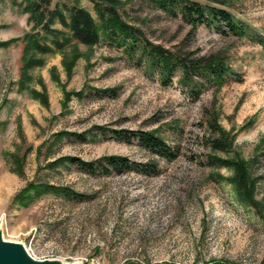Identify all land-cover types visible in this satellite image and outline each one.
Instances as JSON below:
<instances>
[{
    "label": "rangeland",
    "instance_id": "obj_1",
    "mask_svg": "<svg viewBox=\"0 0 264 264\" xmlns=\"http://www.w3.org/2000/svg\"><path fill=\"white\" fill-rule=\"evenodd\" d=\"M188 1L230 12L248 35L210 23L193 30L155 0H117L123 21L139 31L138 48L102 35L93 47L37 53L26 89L23 40L34 25L23 0H0V44L15 41L0 47L5 240L64 264H264V0ZM75 3L101 25L93 0H51L47 8L68 15L64 6ZM54 28L69 33L59 21ZM148 44L189 61L223 59L238 77L222 87L201 75L187 85L181 69L164 78ZM119 130L153 132L178 157L118 141ZM108 156L155 163L159 173L91 175L66 163ZM227 160L246 163L252 201L239 198Z\"/></svg>",
    "mask_w": 264,
    "mask_h": 264
},
{
    "label": "trees",
    "instance_id": "obj_2",
    "mask_svg": "<svg viewBox=\"0 0 264 264\" xmlns=\"http://www.w3.org/2000/svg\"><path fill=\"white\" fill-rule=\"evenodd\" d=\"M51 0H23V12L29 14V22L34 25V29L40 28V31L28 33L24 40L23 67L21 70V86L28 87L30 83L29 70L40 63H33L37 60L36 54H48L53 49L64 50L77 49L78 44H84L93 47L101 41L102 35L111 40L117 41L119 45H125L134 50L138 40L139 31L123 21L119 13V4L117 0H93L98 13L101 25L78 3L71 8L66 5L65 10L60 7L53 11L48 10ZM156 4L168 12L179 11L185 21H187L193 30L199 26L210 23L219 28L225 26L235 36L243 38L248 35L247 26L237 21L234 16L224 10L215 7L203 6L200 3L188 0H155ZM59 23L69 30V33L54 28ZM41 31L43 33H41ZM15 41L7 44H0V47L8 46ZM263 46L264 40L259 39ZM151 51L148 53L153 66H161L164 78H169L177 69L183 72V83L192 84L195 77L204 76L215 87H222L230 78H237L238 74L230 69L223 59L212 58L209 60L189 61L181 56L169 52L160 47L148 44ZM195 87V86H194ZM198 89H193L195 92ZM102 130V129H101ZM113 138L118 141L130 143L137 140L144 149L158 155L162 159L173 161L178 157V150L168 145L165 140L153 132L146 131H112ZM218 142L217 147H220ZM218 159L211 160V164H217ZM223 165L232 167L237 177L234 183L238 189L239 198L248 203L252 201L251 184L249 179L247 165L243 161H221ZM66 163L75 166L79 170L91 175H111L123 174L127 171H136L143 175H157L158 166L155 163H136L126 157L108 156L96 161H84L79 158L69 157ZM57 195L66 198L80 199L82 195L75 193L69 188L50 186ZM168 264V263H161ZM210 264H233L223 261H213Z\"/></svg>",
    "mask_w": 264,
    "mask_h": 264
},
{
    "label": "water",
    "instance_id": "obj_3",
    "mask_svg": "<svg viewBox=\"0 0 264 264\" xmlns=\"http://www.w3.org/2000/svg\"><path fill=\"white\" fill-rule=\"evenodd\" d=\"M0 264H64L58 260L34 258L22 243L5 240L0 231Z\"/></svg>",
    "mask_w": 264,
    "mask_h": 264
}]
</instances>
